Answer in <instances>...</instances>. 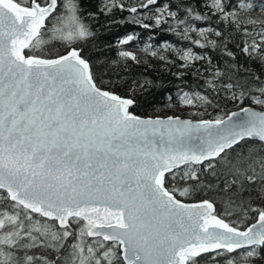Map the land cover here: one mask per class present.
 Returning a JSON list of instances; mask_svg holds the SVG:
<instances>
[{"label":"snow or ice","instance_id":"snow-or-ice-1","mask_svg":"<svg viewBox=\"0 0 264 264\" xmlns=\"http://www.w3.org/2000/svg\"><path fill=\"white\" fill-rule=\"evenodd\" d=\"M114 11L128 16L108 26L174 37L146 54L206 66L205 92L181 94L196 114L238 111H130L122 77L86 51V21ZM251 105L264 109V0H0V264H264V111Z\"/></svg>","mask_w":264,"mask_h":264},{"label":"trees","instance_id":"trees-1","mask_svg":"<svg viewBox=\"0 0 264 264\" xmlns=\"http://www.w3.org/2000/svg\"><path fill=\"white\" fill-rule=\"evenodd\" d=\"M128 16L127 12L114 11L112 16H100L99 20H89L88 23L96 26L97 36L92 44L86 49L89 56L97 63L109 64L108 73L110 76L122 77L119 81L118 92L121 95H131L137 98V106L130 108V111L139 116H169L171 113L165 110L171 105L180 104V96L182 92L195 93L205 92L203 81L209 76L208 72L203 71L201 64L197 67L201 69L200 74L194 75L188 69L180 67V61L175 56L167 53L174 63H165L164 61L150 60L139 64L127 60L124 61L118 56L120 50L136 49L141 39L150 38L152 33L138 25L132 23H113L110 26L106 22L110 19L122 20ZM100 25H105L101 27ZM156 33L155 39H151L155 44L162 38L173 40L171 35L165 36L161 29L153 30ZM128 33H136L137 38L127 45H118L117 41ZM237 52V58L243 63L244 57L240 55L239 50L235 49L233 44L229 45ZM200 51V49H196ZM214 59L219 58L216 52L210 53ZM116 61L115 64H111ZM256 72L260 68L256 65H249ZM186 73L184 76L177 78L176 73ZM107 79V77H106ZM147 80L149 84L146 90L140 87V84ZM132 91H129V89ZM236 109V105L221 103L220 109L207 108L203 114V119H215L218 115L223 116L224 113H230ZM203 111V109H200ZM210 113V115H209ZM176 115V114H174ZM226 117V116H225ZM224 117V118H225ZM189 202H198L200 197L193 196L191 199L181 198Z\"/></svg>","mask_w":264,"mask_h":264},{"label":"rangeland","instance_id":"rangeland-1","mask_svg":"<svg viewBox=\"0 0 264 264\" xmlns=\"http://www.w3.org/2000/svg\"><path fill=\"white\" fill-rule=\"evenodd\" d=\"M122 2H125L126 7H130L133 4H138L140 2V0H122ZM137 39L140 40V38H137ZM147 42H151L152 44L155 45V43L150 38L141 39L140 43H138V47L136 49H128L126 51H131V52L135 53L141 62H147L150 60L161 61L157 58L152 57L149 54H146L145 52H143L141 50L144 47L145 43H147ZM189 94L191 95L192 93H189ZM250 104H251L250 101H246L245 105H242V106H248ZM251 106L255 107V108H260V106H258V105H251ZM236 109H238L237 106H236ZM260 109H262V108H260ZM198 111H200L198 104H197V106L185 104L183 102V100L181 99V96H180V104L179 105L176 106L174 104H171L165 110V112L171 113V115L176 114V116L190 117L193 119H203V117H204L203 115L196 114Z\"/></svg>","mask_w":264,"mask_h":264},{"label":"water","instance_id":"water-1","mask_svg":"<svg viewBox=\"0 0 264 264\" xmlns=\"http://www.w3.org/2000/svg\"><path fill=\"white\" fill-rule=\"evenodd\" d=\"M255 108V107H254ZM258 111H264V109H260V108H256ZM233 111H238V109H236V110H233ZM232 111V112H233ZM139 116V115H138ZM170 116V115H169ZM141 117H149V116H141ZM152 117V116H151ZM154 117H156V116H154ZM160 117H167V116H160ZM182 119H189V120H200V119H193V118H190V117H182V116H180ZM226 118V117H225ZM185 202H187V203H195V202H189V201H185Z\"/></svg>","mask_w":264,"mask_h":264}]
</instances>
